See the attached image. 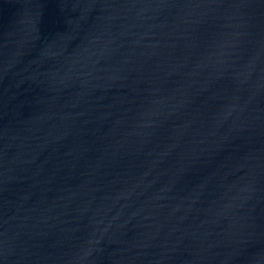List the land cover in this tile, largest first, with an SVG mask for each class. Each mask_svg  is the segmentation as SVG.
Segmentation results:
<instances>
[{
	"label": "water",
	"instance_id": "obj_1",
	"mask_svg": "<svg viewBox=\"0 0 264 264\" xmlns=\"http://www.w3.org/2000/svg\"><path fill=\"white\" fill-rule=\"evenodd\" d=\"M0 264H264V0H0Z\"/></svg>",
	"mask_w": 264,
	"mask_h": 264
}]
</instances>
